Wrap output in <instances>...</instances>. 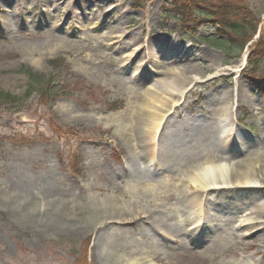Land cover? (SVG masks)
Masks as SVG:
<instances>
[{
  "label": "rangeland",
  "instance_id": "1",
  "mask_svg": "<svg viewBox=\"0 0 264 264\" xmlns=\"http://www.w3.org/2000/svg\"><path fill=\"white\" fill-rule=\"evenodd\" d=\"M87 1L0 0V92L23 98L11 108L0 105V194L11 198L21 190L36 195L38 201L49 197L42 195L74 194L85 202L91 200L110 207L118 204L123 221L131 220L130 224L121 225L123 235L134 240L138 248H144L137 259L146 257L147 251H156L162 256L173 254L174 264H264V180L247 193L255 197L253 204H246L237 214L221 210L207 216L208 234L203 242L194 243L197 249L193 253L169 250L174 247L172 229L161 228L145 241L140 234L147 229L150 232L152 226L138 219L137 210H130L125 202L128 193L116 188L124 180L117 179V175L126 170L132 152L115 122L123 118L125 109L135 104L149 83L156 82L132 75L138 63L151 65L152 70L195 65L192 74L205 76L206 80L187 89L189 100L184 110L199 119L200 124L208 120L202 117L206 115L229 118L235 127L233 118L243 119L251 139L239 157L259 158L261 164L255 171L264 177V101L255 91L257 82L264 81V56L255 58V53H261L260 44L264 48V0H210L231 7L243 5L245 11H239V7L235 17L247 11L248 19L259 21V34L253 36L245 50L239 52V46L232 47V59H226L219 50L222 45L214 43L225 40V36L215 35L214 22H205L209 17L193 19L195 35L183 30L178 21L162 18L168 11L167 0H92L91 5ZM111 36H119L120 45L110 41ZM200 38L214 42L209 41L212 46H207ZM186 41L192 45L180 54ZM58 44L69 47L57 51ZM166 46L171 47L172 55L158 50ZM143 55H148L149 63L144 62ZM35 59L38 64L31 61ZM26 69L49 79L55 89L69 93L47 104L37 91L28 96ZM232 88L249 102L232 105ZM221 107L232 110L229 117L219 113ZM15 115L23 122L14 121ZM183 119L176 125L184 126L180 128L189 133L191 121L181 123ZM175 121V117L170 119L174 126ZM199 122L190 129L194 130ZM47 123L53 124L55 130H76L81 134L60 136ZM148 153L150 157L149 149ZM144 168L150 169L136 162L131 172L148 177ZM183 172L168 181L166 189H160L164 191L160 210L170 216L178 214V200L186 194L179 191L187 192L178 186L185 184L178 181ZM45 175L49 179L44 180ZM129 175L134 178V174ZM8 208L0 199V264H98L92 255L98 230L86 233V229L73 228V224L57 228L52 222H47L50 227H31L24 223V217L12 214ZM195 212H191L194 219ZM174 216L179 225L185 222L184 215ZM244 217L257 221L262 230L253 234L254 229L249 226L235 230L234 226ZM218 233L222 239H218ZM247 233L250 235L243 236ZM197 251L200 253L194 254Z\"/></svg>",
  "mask_w": 264,
  "mask_h": 264
},
{
  "label": "bare ground",
  "instance_id": "2",
  "mask_svg": "<svg viewBox=\"0 0 264 264\" xmlns=\"http://www.w3.org/2000/svg\"><path fill=\"white\" fill-rule=\"evenodd\" d=\"M87 2L89 5L92 4V0ZM117 38H119L118 41L114 43L120 45V37L117 36ZM56 46L57 51L66 47L63 44ZM159 48L158 50L163 51L164 54V51L171 50L168 46ZM123 57H127V55ZM242 59L244 60V57ZM31 61L38 64V59ZM140 65L143 67L142 64ZM143 68L145 69V67ZM193 70H196L195 65L181 67L180 69L152 70L154 73L158 72L162 78L156 79L153 76V82H156L154 84L149 83L150 86H146L144 92L140 93V97L135 104L125 109L123 118L115 121L118 122L117 126L121 128L123 140L126 144L131 145L132 152V159L129 161L126 170L117 175V179L124 180H121V186L117 183L116 188H121L128 193L127 200L123 199L130 206V210H137L136 216H138V219L145 220L148 225L152 226L150 232L147 229L140 236L148 241L159 233L161 228L172 229L173 233L176 234L181 225L175 222L177 220L174 215H184L185 217L182 220L188 224L184 225L181 231L179 229V234L181 235L184 232L187 237L175 248L179 247L181 251L187 253H193L197 249L194 246V241H191L194 236H190V234H197L202 230L200 227L204 226L201 222L202 218L199 217L197 221L193 220L191 212L196 209L197 214L200 216L202 208L204 219L209 222L207 216L213 212L223 210L224 205L220 202V199H226L228 203H233V205H230L231 208L225 209V212L229 215L237 214L243 206L255 202V197L248 196L252 190L248 188L261 185L264 180V177H261L263 175L259 176V173L257 174L255 171L261 164L259 158L239 157L240 152L244 151L248 144L243 149L240 148L248 141L245 138L242 140L241 135L237 134V131L232 127H228L229 124L225 123L224 120L206 115L202 117L203 119L208 118V120L200 124V120H196L195 116H191L190 113L181 121V123L186 124L188 120L191 121L188 127L189 133H186L180 126L177 129L168 127L169 118L173 114L174 116L179 115L184 108V100L181 101V99L187 89L199 81L206 80L205 76L193 75ZM230 100H232V105L237 104L239 106L249 102V99L245 96H239L238 90L235 88L231 89ZM176 105H180L181 108L175 112L174 107ZM230 112L228 108L221 107L219 109V113L225 117H228ZM196 122L200 124L195 128L199 129L197 133L194 132L195 129H190V126ZM227 131L231 133L227 134ZM168 136L172 138L167 139ZM176 136L180 137L177 138ZM185 138L188 142L185 141ZM150 148L152 151L149 158L148 149L150 150ZM233 150L234 152H232ZM136 162L149 165L150 169H143V171H148V177H140L131 172ZM182 172L181 178H183L185 184L181 185L179 183L178 186L187 192L179 191L186 194L178 200V214L174 212L170 216L160 210L162 207L160 199L164 193L160 189L162 186L166 189L170 184L168 181L175 180V175L177 176ZM129 174H134V178ZM162 174H165L164 177L159 179L158 177ZM47 179H49V176L45 175L44 180ZM178 181L182 182V179L179 178ZM49 186L52 185L49 184ZM124 187H128V189ZM113 188L115 187L113 186ZM226 188L241 191L233 194L221 191ZM217 189H220L219 192L209 193V195L211 197H216L218 193L222 195L214 198L213 201H207V199L205 201L204 195ZM247 189L249 193L246 192L248 194L244 199H236L238 194L233 196L236 193H239V195L241 193L245 194L243 191ZM111 192L116 193L115 190ZM42 196L49 197L46 200L38 201L36 195L19 190V192L16 191V194L13 193L11 198L9 194L6 196L0 194V199L5 202L12 214H19L22 218L24 217V223L31 227H35L36 224H40L42 228L50 227L47 222H52L57 228H60V226L68 227L73 224L75 225L73 228L83 227L86 229V233L98 230L94 238L92 252L98 264H159V262L174 264L171 258L173 254L162 256L156 251L149 252L146 250L147 252L144 253L146 257L135 258L140 250L144 248H138L134 240H130L123 235L121 225L130 224L131 220L128 219L129 222L123 221L119 216L120 211L118 209H121V207L118 204H113V207H110L103 203L99 205L91 200L85 202L81 201L80 196L74 194L68 196L62 193H53ZM125 196L126 194H124ZM202 199H204L203 204ZM253 220L245 219L241 223L249 221L247 224H251L254 222ZM155 224L162 227H157ZM218 234V239H222L221 234ZM247 235L249 236L250 233H247ZM175 250L173 249L172 252ZM197 253H200V251L194 254Z\"/></svg>",
  "mask_w": 264,
  "mask_h": 264
},
{
  "label": "trees",
  "instance_id": "3",
  "mask_svg": "<svg viewBox=\"0 0 264 264\" xmlns=\"http://www.w3.org/2000/svg\"><path fill=\"white\" fill-rule=\"evenodd\" d=\"M170 7H175V8H184L183 6L188 7L189 9H192L193 11H197L195 10V7L200 6V4L202 3H210L208 0H170ZM240 7L239 11H242L246 8H244V6H238L235 5L234 9H238ZM233 9V10H234ZM232 10V7L229 6H222V9H219V13L220 15H218L220 17V27L222 29V31H224L227 35H226V40L223 41L224 45H227L225 47H237L239 46L240 48H243V46L252 38L253 34L256 31L257 28V24H258V19H248L247 11L245 12V14H243L242 16H239L240 19H236V20H231L230 19V13ZM213 9L210 8V14H212ZM223 11V14H222ZM243 11V12H244ZM199 14H201L200 11H197ZM218 13V11H217ZM238 13V12H237ZM229 14V16L227 17V15ZM205 15H209V14H205ZM262 40V39H261ZM260 40V41H261ZM222 44V45H223ZM239 48V49H240ZM259 48H261V53H255V58H259L260 56L264 55V48L263 45L260 44ZM225 51V56L227 58H231L234 55L232 54V48L224 49ZM55 66V62H52ZM25 75L28 78V96L29 94L34 90L37 91L38 96H41V94L44 96V101L47 102L50 98H51V93L54 96L55 93L53 92V90H51V88L49 87V80L44 78L43 75L39 74V73H34L29 69H26L24 71ZM23 100V98H18L14 95L8 94L6 92H0V105H4V106H9V107H13L15 105H19L20 101Z\"/></svg>",
  "mask_w": 264,
  "mask_h": 264
}]
</instances>
